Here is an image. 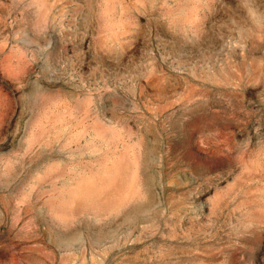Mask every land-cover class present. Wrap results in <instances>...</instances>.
I'll return each mask as SVG.
<instances>
[{
  "label": "rangeland",
  "instance_id": "374dc122",
  "mask_svg": "<svg viewBox=\"0 0 264 264\" xmlns=\"http://www.w3.org/2000/svg\"><path fill=\"white\" fill-rule=\"evenodd\" d=\"M0 264H264V0H0Z\"/></svg>",
  "mask_w": 264,
  "mask_h": 264
}]
</instances>
